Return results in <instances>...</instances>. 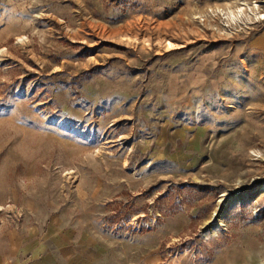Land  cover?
<instances>
[{
  "label": "rangeland",
  "instance_id": "1",
  "mask_svg": "<svg viewBox=\"0 0 264 264\" xmlns=\"http://www.w3.org/2000/svg\"><path fill=\"white\" fill-rule=\"evenodd\" d=\"M263 176L264 0H0V264H264Z\"/></svg>",
  "mask_w": 264,
  "mask_h": 264
},
{
  "label": "water",
  "instance_id": "2",
  "mask_svg": "<svg viewBox=\"0 0 264 264\" xmlns=\"http://www.w3.org/2000/svg\"><path fill=\"white\" fill-rule=\"evenodd\" d=\"M264 190V176L261 179L257 180H251L247 184H245L243 187H238L236 189H231L228 191V198L227 200L220 206V209L218 211V217H222V213L225 210L226 207H228L230 204L233 203V200L235 198L240 197L239 201L247 199V197L257 191H263ZM216 226V222L214 221V216H211L210 220H207L203 227L202 232L211 230Z\"/></svg>",
  "mask_w": 264,
  "mask_h": 264
},
{
  "label": "bare ground",
  "instance_id": "3",
  "mask_svg": "<svg viewBox=\"0 0 264 264\" xmlns=\"http://www.w3.org/2000/svg\"><path fill=\"white\" fill-rule=\"evenodd\" d=\"M238 15L239 14H237V17H238ZM248 16V15H247ZM250 16V15H249ZM248 16V17H249ZM237 17H234V18H237ZM259 16H254V17H252V18H254V19H257ZM228 191H226V192H223V193H221V195H220V197H219V199H218V201H217V203H216V206H215V208H214V210H213V212L211 213V216L213 215L214 216V221L216 222V226L218 225V219H219V217L217 216V214H218V211H219V209H220V206L227 200V198H228ZM240 199V197H238V198H235L234 200H233V202L235 201V200H239ZM211 216H210V219H211ZM217 216V217H216ZM209 219V220H210ZM215 226V227H216Z\"/></svg>",
  "mask_w": 264,
  "mask_h": 264
}]
</instances>
